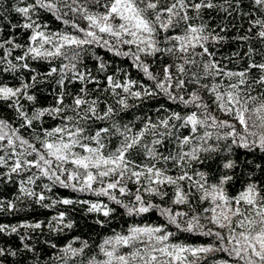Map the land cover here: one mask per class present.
Masks as SVG:
<instances>
[{
  "label": "snow or ice",
  "instance_id": "snow-or-ice-1",
  "mask_svg": "<svg viewBox=\"0 0 264 264\" xmlns=\"http://www.w3.org/2000/svg\"><path fill=\"white\" fill-rule=\"evenodd\" d=\"M4 22L0 214H54L0 223V264H264V0H0Z\"/></svg>",
  "mask_w": 264,
  "mask_h": 264
},
{
  "label": "trees",
  "instance_id": "trees-1",
  "mask_svg": "<svg viewBox=\"0 0 264 264\" xmlns=\"http://www.w3.org/2000/svg\"><path fill=\"white\" fill-rule=\"evenodd\" d=\"M12 2H13V0H6V4L10 5ZM8 19L12 23H15L17 17L15 16V14H12L11 16L8 17ZM217 22H218V20L213 21L214 24L217 23ZM0 27H4L5 28V34H8L7 22L0 23ZM233 34H235V29H233L232 32L229 33V35H233ZM235 48H236V45L230 43V44L225 45L224 47H222L220 49V53L219 54L220 55H229L232 51L235 50ZM98 51H100L101 55H104L102 50H98ZM117 63L119 64L121 62L119 60H117ZM122 66L127 67V62H124L122 64ZM37 67H38V70H40V71L45 70L43 68H39V66H37ZM133 75L134 76L136 75L135 72H133ZM10 82L11 83H18V81H15V80H10ZM155 104H156L155 101L149 102L148 105H145V109L144 110L152 111L153 110V105H155ZM257 162H260V161H257ZM55 191L60 196H72V197H75V196L78 195L76 193H70L68 190H64V189H56ZM10 195H11V192L0 190V196L10 197ZM52 214H54V212H49L46 209H41L38 206L33 205L31 210H26V211H23V212L18 213L16 215L0 214V223L16 224V223H19V222H22V221H25V220H29V221H35L37 219L46 220ZM73 217L77 221V228L69 233V238L72 235H79L81 233L87 235V233H88L87 225L91 223L92 217L91 216L85 217L83 215V213L79 212V211L77 213H74ZM114 223H116L117 230H119V225L121 223L119 218ZM44 238L45 237L41 236L40 240L43 241ZM3 239L4 240H9V241L15 240V243H17V244L19 243L18 239H16L15 237H4Z\"/></svg>",
  "mask_w": 264,
  "mask_h": 264
}]
</instances>
